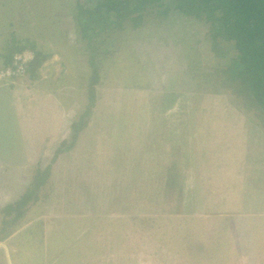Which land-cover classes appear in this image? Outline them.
I'll return each instance as SVG.
<instances>
[{"label":"rangeland","instance_id":"obj_1","mask_svg":"<svg viewBox=\"0 0 264 264\" xmlns=\"http://www.w3.org/2000/svg\"><path fill=\"white\" fill-rule=\"evenodd\" d=\"M95 2L0 0V43L6 41L8 54L22 47L45 56L33 77L27 68L14 77L28 88H48L51 104L62 112L61 131L42 147L39 165L55 167L53 177L62 173L64 182L77 179L82 198L89 195L91 205L98 204V209L86 211L87 223L75 220L74 213L62 215L67 218L51 215L47 208L60 206L47 191L41 194V185L12 230L8 222L1 224L0 264H7L5 250L17 263L26 253L39 252L42 247H33L37 241L46 245L50 264H65L64 258L91 264L89 259L96 257V264H264V131L262 118H255L246 103V87L241 82L222 85L227 83L230 57L236 55L231 43L218 39L212 50L208 26L179 15L150 18L134 30L114 25L110 17L103 30L93 32L97 25L87 21V42L81 37L77 9L94 11ZM163 113L172 128L163 126ZM80 120L83 130L75 147L57 155L56 165L55 150L62 141L64 147L73 141L72 125ZM166 132L175 140L172 158L194 163L183 180L181 172L157 164L162 154L156 146L164 147L158 141ZM127 141L129 154L122 150ZM121 153L130 161L131 174L138 165L146 170L147 186L154 190L145 202L115 215L111 212L116 208H107L119 185L109 194L103 186L117 177L119 166L114 172L112 168L120 163ZM89 185H98V190H88ZM12 200L0 199V209ZM28 223L30 229L18 231L12 241L26 235L35 239L18 253L8 239ZM79 223L87 231L78 232ZM98 223L101 233L95 232L96 244L89 247L90 230ZM37 259L33 264H40Z\"/></svg>","mask_w":264,"mask_h":264},{"label":"crops","instance_id":"obj_2","mask_svg":"<svg viewBox=\"0 0 264 264\" xmlns=\"http://www.w3.org/2000/svg\"><path fill=\"white\" fill-rule=\"evenodd\" d=\"M5 42L6 41L0 43V199H3L6 196L8 198H15L16 199L15 202H16L19 199V196L23 195L27 190L29 189L37 190L42 185L41 190L39 188L41 194L44 195L45 191H47L49 197L55 199L60 206V207H55L56 210H53V207H51V209L49 207L47 208L48 210L46 211L50 212L51 215L54 214L59 216L74 213L73 218L75 220H82V223L83 222L87 223L88 215H85L87 214L86 211H88L91 207L98 209L97 207L98 204L92 203L91 205V200L89 199V195H88L90 193H87L88 195L87 199L82 198V195L78 191L79 184L78 182H76L77 179L73 178L71 182L68 181L64 182L63 181L64 176L62 175V173L58 174L57 177H53L55 167L50 169V166L47 165L41 169L40 167L41 165H39L38 162L40 158L39 156L42 152V147H44L45 145H50L51 137L59 133V131H61L59 122H61L60 117L62 115V112L60 111V109L54 107L51 104V100H52L51 92L49 91L48 88L47 89L43 87L40 88L38 86L36 87V85H34L33 88H31L30 86H29L30 88H28L26 84L19 83L17 81V78H15L14 76L9 75V76L1 77L3 71L13 66L14 56L17 53H22L26 51L27 54L31 56V58L25 63V68H27V70L29 68V64L34 59V51L33 50L31 51V49H27V48L16 52L14 51L8 54L7 46H6L7 43ZM160 119H163V124H164L163 126L165 128L168 129L172 128L171 125H169L167 122L165 113L160 114ZM76 123L77 122L73 123V125ZM161 123L162 122H160V120L159 122L156 123L159 124L158 126L159 128L157 132L160 131V134L164 129V127L162 128ZM81 129L79 132H81ZM79 132L75 133V130L73 129V133L71 136L73 138V142L71 145L74 144V140L77 142L78 140L77 137ZM122 142L125 143L124 141ZM127 142H128L127 146H125L126 149L124 148V146H122V150L125 153L129 154V152H127L129 150V145H128L129 141ZM165 142L168 144H166ZM174 142L175 140H173L172 137L168 136V132H166L163 136H160L158 144L163 143L164 147L162 148L160 147L161 148L160 150L159 146L158 145L156 146L157 150L162 154V158H160L157 164L160 165L163 162L162 167L164 168H166L167 166L172 167L174 172H179V173L181 172L180 175L182 176V180H183V174H185V171L189 168V166L190 168L193 167L194 163H192L191 159L190 161H188L185 160L184 158H181V156L180 158L178 157L172 158L174 156L172 154L173 151L172 146H174ZM70 143H67V145H70ZM64 144L65 142L62 141L59 144L58 148L55 150V154L53 155L52 158L53 161L55 158L60 157L59 154L63 152L61 151V149L62 147H64ZM75 144L73 147H75ZM163 150L164 153H162ZM120 159H121L120 163L114 165V168H112L113 172L115 171V166L116 168H118L117 166H119L120 168L119 170L116 169V171H118V175L117 177L113 178L114 180L112 185L109 183L110 185L103 186V190L109 194L111 193L110 189L113 185L114 186L119 185L118 192L113 193L114 194V196H112L113 202L108 205V208L107 205H105L109 211L113 210L109 208H116L111 212V214H115V215H120L118 213H121V211L123 210L129 211L135 205L140 204V202L143 201L145 202L148 191L150 189L154 190L153 187L148 188L147 186L145 175H143V174L147 175L145 169L141 168L140 165H138V167L136 168L137 170H134V173L136 174H131L129 169L130 165L127 164V163L130 164V161L128 159L125 160L123 154L122 157H120ZM59 160L60 158H57L56 165L57 163L59 164L58 162ZM61 165H59V167ZM153 174L155 175V171ZM37 175H39L38 178L41 177L39 178V180L41 179L40 184L38 188L33 189L34 187L33 184L35 181V177ZM109 175L111 174H107V176ZM100 177L104 179L103 176ZM52 180H55L54 183L56 184V188L54 187L53 191H52V185L54 184H52ZM4 184H10V186L6 187L4 186ZM157 185L160 187L159 180ZM97 188L98 185H89L88 190L92 191L95 189L94 190L95 193V191L98 190ZM154 188L156 189V191L159 189L158 187L157 188L154 187ZM21 189L24 190V193L22 192L23 194H21ZM33 192L35 193L36 191ZM119 193H121L122 196H120ZM136 193L137 195H135ZM69 195L72 199L65 198V196H69ZM165 195H167L166 190L164 191V195L161 196L162 199L165 198ZM35 197L38 198V201L36 203H39L41 201V197L39 198V195ZM35 199L36 198H32L29 200V202L35 201ZM70 200L71 202H69ZM13 202H14L13 200L6 202L5 204H3L4 206H2V208ZM65 202H69V203H65ZM28 203L24 207L26 213L30 205V203L29 204ZM62 208L64 209L62 210ZM95 209L92 210V214L93 212H95ZM44 215L46 216L47 213H44ZM63 218H67V217L64 216ZM59 219L60 218L56 217L54 220H59ZM113 219L114 221L120 220V218H113ZM89 222H91V220H89ZM101 222L102 221L100 220V223ZM116 222L123 223L122 221L121 222L116 221ZM38 223L42 224L44 223V220L39 219ZM82 223H79V226L81 227L79 228L78 232L82 230L87 231L86 225H82ZM93 223L95 222H92V224ZM31 226L32 224L28 223L25 224L24 226L19 227L18 230L12 233L8 239V242H10L12 248L13 247L17 248L16 250L18 253H24L25 250L20 248H26L25 246L30 243L33 245V240L35 238H31L30 236L26 235L24 239L20 238L16 242H13L12 239L15 238L18 231H21L24 228L30 229ZM26 230L28 229H25L24 232ZM38 230L41 231V233H43L46 230V228L44 229V231H42L40 228H38ZM98 230H99V223L98 225L95 226V230L94 229L90 230L93 233L91 235L92 239H90V242L88 244L89 247H92L96 244L93 236H95L96 231L101 233V231ZM111 230H112L111 233L115 232V230H113V227H111ZM78 232H76V235ZM21 240L23 241L21 242ZM37 242L38 244L33 245V247L39 246L42 247V249H40V251L37 253H31V254L26 253L22 257L21 263H17L16 259L14 258L13 254L10 253V251H9L10 257H8L7 251L5 250L7 256L6 263L33 264L32 261L36 262L35 258H38L37 261L40 264L41 263L50 264L49 262H51V260H48L50 254L49 255L45 254L46 245L43 243V241L41 242L37 241ZM59 246L61 247V245ZM0 247H2V245ZM33 255L36 257H34ZM104 257L105 254L100 253V259L103 260ZM71 261H73L72 258L70 259L64 258L65 264L67 263L72 264ZM89 262L91 264L92 263L96 264L98 262V258L97 257L90 258ZM74 263L76 264V262Z\"/></svg>","mask_w":264,"mask_h":264},{"label":"trees","instance_id":"obj_3","mask_svg":"<svg viewBox=\"0 0 264 264\" xmlns=\"http://www.w3.org/2000/svg\"><path fill=\"white\" fill-rule=\"evenodd\" d=\"M94 11L81 6L77 9L81 37L87 42L91 36L87 34L91 30L87 21L97 25L91 30L94 32L103 30L110 17L114 25L119 23L120 28L125 25L133 30L143 27L150 18L169 15L192 17L205 23L209 28L212 50L216 51L214 47L220 39L231 43L236 52L225 68L227 83L222 85L241 82L246 87V103L255 118H262L260 126L264 131V0H96ZM17 49L20 51L23 48ZM40 57L45 56L35 51L28 68L29 72L32 69L31 77L42 63ZM92 76L94 80L97 76L95 70ZM90 94L94 95L93 89ZM82 125V120L73 125L75 133L80 131ZM72 142L66 147L61 146V151L68 150ZM38 176L35 177L33 189L40 184L41 177ZM33 191L36 190H27L15 203L0 209L2 228L1 224L8 222L12 230L19 223L25 205L34 196ZM11 213L14 216L7 219L6 216H11Z\"/></svg>","mask_w":264,"mask_h":264},{"label":"built area","instance_id":"obj_4","mask_svg":"<svg viewBox=\"0 0 264 264\" xmlns=\"http://www.w3.org/2000/svg\"><path fill=\"white\" fill-rule=\"evenodd\" d=\"M31 58L27 52L17 53L14 56L13 66L11 68L6 69L3 71L1 77L3 76H19L22 75L25 68V63Z\"/></svg>","mask_w":264,"mask_h":264}]
</instances>
